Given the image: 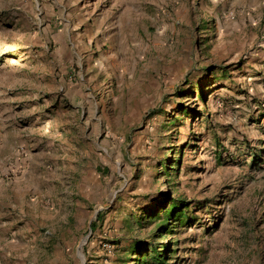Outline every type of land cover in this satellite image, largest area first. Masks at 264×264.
Listing matches in <instances>:
<instances>
[{"label": "rangeland", "instance_id": "374dc122", "mask_svg": "<svg viewBox=\"0 0 264 264\" xmlns=\"http://www.w3.org/2000/svg\"><path fill=\"white\" fill-rule=\"evenodd\" d=\"M154 251L264 264V0H0V264Z\"/></svg>", "mask_w": 264, "mask_h": 264}, {"label": "trees", "instance_id": "16d2710c", "mask_svg": "<svg viewBox=\"0 0 264 264\" xmlns=\"http://www.w3.org/2000/svg\"><path fill=\"white\" fill-rule=\"evenodd\" d=\"M156 203H157L156 205H160L161 201H157ZM164 210H165L166 217H172L175 214V212H177L175 205H174V207H171V208L170 207H164ZM147 214H148L149 217L150 216L157 217L158 212L154 213L153 210H150ZM174 216L176 217L177 215H174ZM149 249L150 248H146L145 249V251L143 252V255L141 256L140 262L146 263L148 261V258H149L148 257L149 256L148 251H149ZM154 253H156V254L154 256L150 257V261L153 262V263H156V264L157 263L158 264H162L161 262L163 260V257L159 253H157V251H154Z\"/></svg>", "mask_w": 264, "mask_h": 264}]
</instances>
